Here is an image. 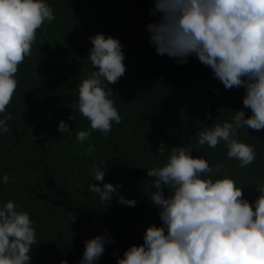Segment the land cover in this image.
Here are the masks:
<instances>
[{
  "label": "trees",
  "instance_id": "obj_1",
  "mask_svg": "<svg viewBox=\"0 0 264 264\" xmlns=\"http://www.w3.org/2000/svg\"><path fill=\"white\" fill-rule=\"evenodd\" d=\"M56 20L37 30L32 55L19 66L16 92L7 108L13 119L9 132L0 135V202L11 199L28 211L37 229L31 264H80L85 241L110 230L115 242L106 246L98 264H117L132 245H142L146 229L161 226L159 209L146 195L152 190L147 169L163 166L167 154L158 156L163 142L189 147L193 157L202 156L210 166L224 164V171L244 198L258 199L256 186L264 182V130L241 129L239 139L256 150V160L246 168L227 158L223 143L216 149L198 144L197 133L205 127L231 120L244 108L243 89L226 90L212 70L195 56L186 65L160 56L150 44L146 26L153 0H48ZM103 33L119 39L126 55V73L112 88L122 123H113L107 138L93 132L89 141H76L90 122L73 110L78 85L95 69L88 59L89 39ZM212 119H207L208 113ZM7 113H5L6 115ZM75 119H69V116ZM0 118H3L0 116ZM65 121L71 133L59 132ZM89 142L96 152L89 156ZM106 168L104 183L121 185L127 207L114 198L100 201L89 191L93 165ZM168 195V190H165ZM118 253V255H113Z\"/></svg>",
  "mask_w": 264,
  "mask_h": 264
},
{
  "label": "clouds",
  "instance_id": "obj_2",
  "mask_svg": "<svg viewBox=\"0 0 264 264\" xmlns=\"http://www.w3.org/2000/svg\"><path fill=\"white\" fill-rule=\"evenodd\" d=\"M146 26L150 44L158 55H167L186 65L195 56L212 70L226 90L243 89L244 110L231 120L205 127L197 133L198 144L216 149L221 143L227 158L240 168L256 160L253 145L242 142L241 129L264 130V0H153ZM56 20L48 0H0V135L9 132L13 119L7 112L19 81L16 74L26 57L32 55L37 30ZM93 47L88 59L91 74L78 85V111L90 122L79 131L76 141L83 145L93 132L107 138L113 123H122L112 88L126 73V55L119 39L98 33L89 37ZM5 113H7L5 115ZM69 119L75 117L69 116ZM207 119H212L211 113ZM59 132L71 133L65 121ZM87 154L96 152L89 142ZM189 147L159 145L158 156L167 154L163 166L147 169L152 190L146 195L159 209L161 226H149L142 245H132L117 264H264V182H258V199L244 198V187L224 175V164L210 166L208 160L193 157ZM89 191L100 201L135 207V199L121 194V185L104 183L106 168L93 165ZM10 182L8 174L0 183ZM168 190V195H165ZM13 200L0 202V264H31L37 229L28 211L19 210ZM115 242L110 230L86 240L80 264H98L106 246ZM118 255V253H113ZM62 264H68L67 260Z\"/></svg>",
  "mask_w": 264,
  "mask_h": 264
}]
</instances>
